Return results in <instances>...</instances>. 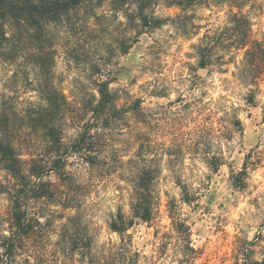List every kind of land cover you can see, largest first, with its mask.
Returning a JSON list of instances; mask_svg holds the SVG:
<instances>
[{
    "label": "clouds",
    "instance_id": "1",
    "mask_svg": "<svg viewBox=\"0 0 264 264\" xmlns=\"http://www.w3.org/2000/svg\"><path fill=\"white\" fill-rule=\"evenodd\" d=\"M0 264H264V0H0Z\"/></svg>",
    "mask_w": 264,
    "mask_h": 264
},
{
    "label": "rangeland",
    "instance_id": "2",
    "mask_svg": "<svg viewBox=\"0 0 264 264\" xmlns=\"http://www.w3.org/2000/svg\"><path fill=\"white\" fill-rule=\"evenodd\" d=\"M221 251H223V249Z\"/></svg>",
    "mask_w": 264,
    "mask_h": 264
}]
</instances>
